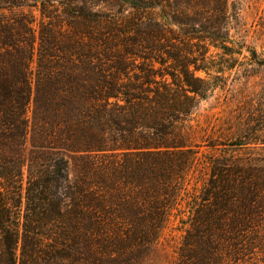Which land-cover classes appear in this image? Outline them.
Masks as SVG:
<instances>
[{"label": "trees", "instance_id": "1", "mask_svg": "<svg viewBox=\"0 0 264 264\" xmlns=\"http://www.w3.org/2000/svg\"><path fill=\"white\" fill-rule=\"evenodd\" d=\"M191 1L190 24L177 18L187 7L170 8L128 30L69 8L65 28L40 26L32 72V22L0 0V264H134L185 208L198 219L187 229L215 231L220 247L246 231L264 246V153L250 150L264 146V104L238 144L249 152L209 160L200 203L181 209L198 160L186 122L224 71L210 48L228 41L227 0Z\"/></svg>", "mask_w": 264, "mask_h": 264}, {"label": "rangeland", "instance_id": "2", "mask_svg": "<svg viewBox=\"0 0 264 264\" xmlns=\"http://www.w3.org/2000/svg\"><path fill=\"white\" fill-rule=\"evenodd\" d=\"M169 1L148 11L136 9L134 3L130 5L129 2L137 0H10L5 6L10 7L11 14L32 22L34 54L30 70L35 72L40 26L50 23L47 27L55 24L65 28L69 8L83 7L97 14L115 16L122 23L120 27L128 30L133 27L128 22L138 24L152 17L161 19L170 8L183 10L187 4L189 7L195 4L190 0ZM168 3L170 7H167ZM189 7L186 16H177L188 24L197 20L196 10ZM225 14L222 27L228 32V41L224 43L227 50L223 54L210 48L211 62L222 68L223 74L218 75L215 90L199 102L186 122L185 131L192 145L198 146V160L186 173L181 209L188 204L195 207L200 203V193L209 176L208 161L218 156H241L249 152L238 144L245 140L243 135L253 133L261 125L256 120L260 117L258 110L264 104V0H227ZM197 75L204 76L202 73ZM28 116L31 117V107ZM261 126V132L255 136L264 135V123ZM26 146L28 156L29 141ZM256 147L250 150L257 156L264 153L259 151L264 150V146ZM68 173L70 177L73 174L70 163ZM25 174L24 168V181ZM189 215L186 208L180 213L174 212L163 231L147 236L146 241L136 245L134 264H264V246L251 244L254 236L250 231L243 233L238 242L220 247L215 231L208 236L201 229H187L186 223L195 224L198 220L187 219Z\"/></svg>", "mask_w": 264, "mask_h": 264}]
</instances>
